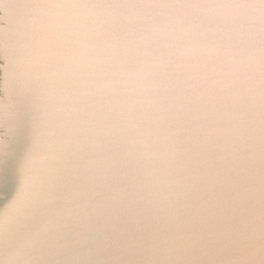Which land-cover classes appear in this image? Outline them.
Listing matches in <instances>:
<instances>
[{
	"label": "water",
	"instance_id": "95a60500",
	"mask_svg": "<svg viewBox=\"0 0 264 264\" xmlns=\"http://www.w3.org/2000/svg\"><path fill=\"white\" fill-rule=\"evenodd\" d=\"M195 2L0 0V264H185L198 192L155 86L182 61L258 102L264 65L258 9Z\"/></svg>",
	"mask_w": 264,
	"mask_h": 264
},
{
	"label": "snow or ice",
	"instance_id": "6c2138e0",
	"mask_svg": "<svg viewBox=\"0 0 264 264\" xmlns=\"http://www.w3.org/2000/svg\"><path fill=\"white\" fill-rule=\"evenodd\" d=\"M113 6L201 5L195 0H167L163 5L160 0H115ZM216 6L258 9L264 51V0H218ZM182 55L183 50H178L177 56ZM138 71L129 75L135 77ZM166 71L169 75L156 84L157 94L149 103L168 102V133L180 145L198 192L192 240L182 261L220 264L227 257L239 256L254 264L258 256L264 264V65L258 102L243 80L218 76L214 69L177 61L167 64ZM13 154L11 140L0 144V161ZM54 199L47 203L51 205Z\"/></svg>",
	"mask_w": 264,
	"mask_h": 264
},
{
	"label": "bare ground",
	"instance_id": "6f19581e",
	"mask_svg": "<svg viewBox=\"0 0 264 264\" xmlns=\"http://www.w3.org/2000/svg\"><path fill=\"white\" fill-rule=\"evenodd\" d=\"M2 95H5V94L3 93ZM10 100H11L10 106H12L11 109L13 110V103H14V101H16V97H10ZM10 100H9V98H6L4 102L10 103ZM4 106H5V104H4ZM26 110H28V116H29L30 115V109H26ZM24 115H26V114H24ZM15 126H16V124L12 122V128H13V130H16V128H17Z\"/></svg>",
	"mask_w": 264,
	"mask_h": 264
},
{
	"label": "rangeland",
	"instance_id": "374dc122",
	"mask_svg": "<svg viewBox=\"0 0 264 264\" xmlns=\"http://www.w3.org/2000/svg\"><path fill=\"white\" fill-rule=\"evenodd\" d=\"M26 114V113H25ZM27 115H28V110H27Z\"/></svg>",
	"mask_w": 264,
	"mask_h": 264
}]
</instances>
